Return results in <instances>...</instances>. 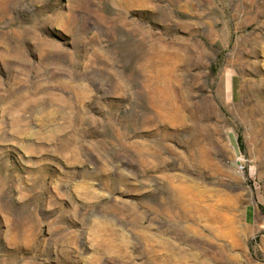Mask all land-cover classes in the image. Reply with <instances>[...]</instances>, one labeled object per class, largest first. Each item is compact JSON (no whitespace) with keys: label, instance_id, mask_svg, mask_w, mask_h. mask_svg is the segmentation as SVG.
<instances>
[{"label":"rangeland","instance_id":"rangeland-1","mask_svg":"<svg viewBox=\"0 0 264 264\" xmlns=\"http://www.w3.org/2000/svg\"><path fill=\"white\" fill-rule=\"evenodd\" d=\"M0 264H264V0H0Z\"/></svg>","mask_w":264,"mask_h":264}]
</instances>
